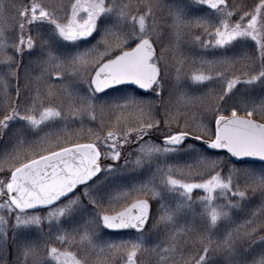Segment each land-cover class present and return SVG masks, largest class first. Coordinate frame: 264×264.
<instances>
[{
    "label": "snow or ice",
    "instance_id": "1",
    "mask_svg": "<svg viewBox=\"0 0 264 264\" xmlns=\"http://www.w3.org/2000/svg\"><path fill=\"white\" fill-rule=\"evenodd\" d=\"M264 0H0V264H264Z\"/></svg>",
    "mask_w": 264,
    "mask_h": 264
},
{
    "label": "trees",
    "instance_id": "2",
    "mask_svg": "<svg viewBox=\"0 0 264 264\" xmlns=\"http://www.w3.org/2000/svg\"><path fill=\"white\" fill-rule=\"evenodd\" d=\"M255 165H261V163H255Z\"/></svg>",
    "mask_w": 264,
    "mask_h": 264
},
{
    "label": "rangeland",
    "instance_id": "3",
    "mask_svg": "<svg viewBox=\"0 0 264 264\" xmlns=\"http://www.w3.org/2000/svg\"><path fill=\"white\" fill-rule=\"evenodd\" d=\"M255 166L259 167L260 165H255Z\"/></svg>",
    "mask_w": 264,
    "mask_h": 264
},
{
    "label": "water",
    "instance_id": "4",
    "mask_svg": "<svg viewBox=\"0 0 264 264\" xmlns=\"http://www.w3.org/2000/svg\"><path fill=\"white\" fill-rule=\"evenodd\" d=\"M256 162H260V161L257 160Z\"/></svg>",
    "mask_w": 264,
    "mask_h": 264
}]
</instances>
